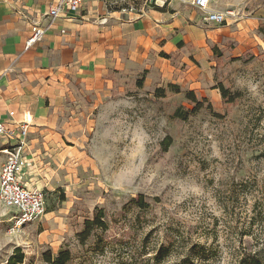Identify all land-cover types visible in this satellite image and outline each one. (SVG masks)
Listing matches in <instances>:
<instances>
[{
    "label": "rangeland",
    "instance_id": "1",
    "mask_svg": "<svg viewBox=\"0 0 264 264\" xmlns=\"http://www.w3.org/2000/svg\"><path fill=\"white\" fill-rule=\"evenodd\" d=\"M130 4L145 9L112 8ZM173 4L202 35L186 22L145 64L93 67V88L63 103L53 137L32 129L25 179L44 191L46 212L18 227L0 200V264L17 248L23 264H50L62 248L67 264H147L181 235L205 246L204 264H237L264 245V0H220L232 11L222 25ZM73 76L71 87L88 83ZM6 147L0 138V172Z\"/></svg>",
    "mask_w": 264,
    "mask_h": 264
},
{
    "label": "crops",
    "instance_id": "2",
    "mask_svg": "<svg viewBox=\"0 0 264 264\" xmlns=\"http://www.w3.org/2000/svg\"><path fill=\"white\" fill-rule=\"evenodd\" d=\"M53 2L0 0V118L7 119L8 112L15 110L19 119L20 110L30 108L34 114L30 136L35 129L51 139L49 126L56 122L63 103L77 91L92 89L85 76L97 77L104 62H123L125 67L132 62L145 64L148 54L162 48L164 41L170 44L179 39L173 32L186 22L202 35V29L192 21L196 18L174 6L173 2L190 6L180 1L123 13L103 0H88L78 11L51 24L41 42L26 48L31 23L42 18L47 25L43 15ZM121 43L123 54L117 47ZM69 72L76 79L83 74L82 81L88 83L69 86Z\"/></svg>",
    "mask_w": 264,
    "mask_h": 264
},
{
    "label": "built area",
    "instance_id": "3",
    "mask_svg": "<svg viewBox=\"0 0 264 264\" xmlns=\"http://www.w3.org/2000/svg\"><path fill=\"white\" fill-rule=\"evenodd\" d=\"M88 0H55L49 10L43 15L48 19L44 25L42 18L31 23V33L26 41V48L41 42L51 24L57 19L67 16L69 12L81 9ZM108 5H115L119 0H103ZM126 1V0H122ZM131 3L141 2L146 6L164 7L171 1L189 4L203 14L208 24L222 25L231 15V10L223 9L220 0H128ZM130 12L135 6L127 7ZM34 124V114L30 108L20 110V118L16 111L10 110L7 119L0 118V138L7 143L6 159L0 172V200L11 211V221L16 226H25L40 220L46 212L45 193L42 189L34 188L25 179L28 167V140L30 129Z\"/></svg>",
    "mask_w": 264,
    "mask_h": 264
},
{
    "label": "trees",
    "instance_id": "4",
    "mask_svg": "<svg viewBox=\"0 0 264 264\" xmlns=\"http://www.w3.org/2000/svg\"><path fill=\"white\" fill-rule=\"evenodd\" d=\"M223 96H227V89L221 86ZM189 98L200 105L194 92L188 93ZM101 223L100 217L97 215L94 220H87L85 229L79 233L80 236L86 238L89 234L91 227L94 224ZM177 248V252H173V248ZM145 253H149L145 251ZM176 253V257L171 262L168 260L169 257ZM208 253L206 252L205 246L202 244H193L187 246L186 238L182 235L176 238V240H170L168 244H161L158 246L153 253L146 258L147 264H204ZM71 259V252L67 249H61L56 256L51 254L47 255V260L50 264H67ZM25 261V255L21 252L20 248L16 249L15 255H12L8 261L9 264H23ZM127 264H137L135 261ZM237 264H264V245L258 250L252 252H242Z\"/></svg>",
    "mask_w": 264,
    "mask_h": 264
}]
</instances>
